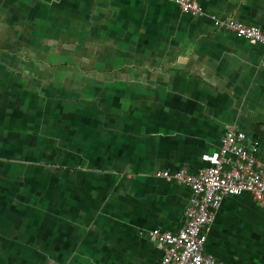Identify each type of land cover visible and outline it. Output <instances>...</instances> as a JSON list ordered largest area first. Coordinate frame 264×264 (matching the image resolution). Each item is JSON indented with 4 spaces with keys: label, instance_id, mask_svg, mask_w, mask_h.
Segmentation results:
<instances>
[{
    "label": "crops",
    "instance_id": "crops-1",
    "mask_svg": "<svg viewBox=\"0 0 264 264\" xmlns=\"http://www.w3.org/2000/svg\"><path fill=\"white\" fill-rule=\"evenodd\" d=\"M197 1L0 0V264H159L194 198L159 173L227 127L264 156V45L224 25L264 0ZM205 252L264 264V199L224 195Z\"/></svg>",
    "mask_w": 264,
    "mask_h": 264
},
{
    "label": "built area",
    "instance_id": "built-area-1",
    "mask_svg": "<svg viewBox=\"0 0 264 264\" xmlns=\"http://www.w3.org/2000/svg\"><path fill=\"white\" fill-rule=\"evenodd\" d=\"M181 11L199 14L197 0H175ZM218 24L219 21L217 20ZM226 28L243 39L264 45V31L236 20L224 22ZM246 134L227 127L216 151L203 156L197 173L186 168L159 176L190 186L194 198L185 210V220L177 231L159 228L147 231L148 239L162 251L159 264H227L205 252L206 233L226 194L249 192L255 200L264 199V156L257 154V142L245 144Z\"/></svg>",
    "mask_w": 264,
    "mask_h": 264
},
{
    "label": "clouds",
    "instance_id": "clouds-1",
    "mask_svg": "<svg viewBox=\"0 0 264 264\" xmlns=\"http://www.w3.org/2000/svg\"><path fill=\"white\" fill-rule=\"evenodd\" d=\"M202 159H203V157H202ZM203 164H204V160H203Z\"/></svg>",
    "mask_w": 264,
    "mask_h": 264
}]
</instances>
